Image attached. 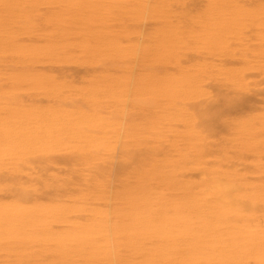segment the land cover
<instances>
[{
	"label": "rangeland",
	"instance_id": "374dc122",
	"mask_svg": "<svg viewBox=\"0 0 264 264\" xmlns=\"http://www.w3.org/2000/svg\"><path fill=\"white\" fill-rule=\"evenodd\" d=\"M0 264H264V0H0Z\"/></svg>",
	"mask_w": 264,
	"mask_h": 264
},
{
	"label": "bare ground",
	"instance_id": "6f19581e",
	"mask_svg": "<svg viewBox=\"0 0 264 264\" xmlns=\"http://www.w3.org/2000/svg\"><path fill=\"white\" fill-rule=\"evenodd\" d=\"M220 108V107H219ZM224 108V107H223Z\"/></svg>",
	"mask_w": 264,
	"mask_h": 264
}]
</instances>
